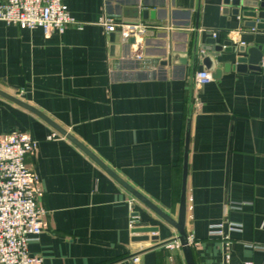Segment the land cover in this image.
<instances>
[{
	"label": "crops",
	"instance_id": "0c3cea01",
	"mask_svg": "<svg viewBox=\"0 0 264 264\" xmlns=\"http://www.w3.org/2000/svg\"><path fill=\"white\" fill-rule=\"evenodd\" d=\"M63 5L79 23L63 33L0 22V92L41 112L174 220L189 133L185 230L195 264H264V28L250 27L224 0ZM144 10L155 20H144ZM105 17L150 24L153 35L133 44L107 33L99 25ZM212 39L220 51L207 45ZM203 71L213 80L198 86ZM15 132L38 143L26 163L41 186L43 232L28 245L40 264H187L180 246L166 247L178 241L172 226L52 126L0 95V137ZM230 223L241 230L229 232ZM217 224L228 248L209 233ZM149 227L159 231L133 233Z\"/></svg>",
	"mask_w": 264,
	"mask_h": 264
},
{
	"label": "built area",
	"instance_id": "2783aa9c",
	"mask_svg": "<svg viewBox=\"0 0 264 264\" xmlns=\"http://www.w3.org/2000/svg\"><path fill=\"white\" fill-rule=\"evenodd\" d=\"M0 22L21 29L40 28L46 36L79 26L65 10L63 0H6L0 4ZM99 25L107 33L120 32L125 40L134 38V44L140 43L145 32L154 28L147 23L122 22L107 17L102 18ZM210 35L216 38L215 33ZM212 80V75L204 71L195 76L198 86ZM48 139L52 140L54 136ZM37 147L38 143L25 133L15 132L0 137V264L41 263L40 258L31 256L28 251V245L43 232L44 211L38 201L40 180L26 163ZM237 230H241V226L228 224L229 232ZM209 233L220 237L227 248L230 246V238L222 224L210 226ZM188 242L191 246L195 244L192 236H188ZM179 246L178 241L166 244L168 249Z\"/></svg>",
	"mask_w": 264,
	"mask_h": 264
},
{
	"label": "water",
	"instance_id": "95a60500",
	"mask_svg": "<svg viewBox=\"0 0 264 264\" xmlns=\"http://www.w3.org/2000/svg\"><path fill=\"white\" fill-rule=\"evenodd\" d=\"M224 5L227 8H232L233 13L236 16L242 15L244 18L250 19L249 26L252 28L263 29L264 28V2H258V0H224ZM156 14L149 10H144L142 12V18L144 20H155ZM153 35V30H148L145 32L144 36L149 37ZM134 44V38L129 40ZM207 45H213L216 47L215 40L212 39L211 42H207ZM209 52V47L206 46ZM214 47L211 50H215ZM222 49L221 46L216 47V50L220 51ZM255 50H252L253 54ZM209 55V54H208ZM262 59V57L260 58ZM240 65L238 66L239 70H245L247 63L246 58H239ZM250 69H258L255 66H251ZM0 95L4 98L18 104L19 106L29 110L33 114H36L39 118L45 121L47 124L52 126L57 132L61 135L65 136L68 140L73 142L79 149H81L85 154H87L93 162H95L108 176H110L113 180H115L119 185H121L125 190H127L137 201L142 203L145 207L151 210L155 215H157L161 220L166 222L168 225L172 226L178 233L177 240L180 244V247L183 250L184 257L187 264H195L193 258L192 247L188 242L187 233L185 230V221H186V186H187V174H188V156H189V133H187L186 141H185V151H184V162H183V175H182V188H181V196L180 203L178 209V217L177 220L172 219L169 215L162 212L158 207L148 201L143 195H141L137 190L127 184L122 178H120L113 170H111L108 166H106L99 158H97L92 152H90L85 146H83L80 142H78L72 135L68 134L65 130L54 124L49 118L44 116L41 112L35 110L34 108L22 103L16 98H13L7 94L0 92ZM133 216L138 217L137 213L133 214ZM159 228L157 227H149V228H134L133 233L138 235H147L150 233H157ZM142 241H148L150 238L148 236H141L137 238ZM153 240L158 239L157 237L151 238Z\"/></svg>",
	"mask_w": 264,
	"mask_h": 264
}]
</instances>
